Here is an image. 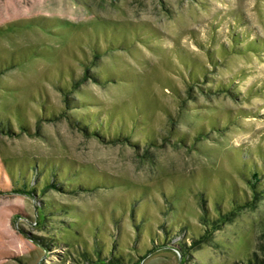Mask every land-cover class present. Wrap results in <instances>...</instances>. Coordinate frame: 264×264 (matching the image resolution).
Returning a JSON list of instances; mask_svg holds the SVG:
<instances>
[{
    "label": "rangeland",
    "instance_id": "obj_1",
    "mask_svg": "<svg viewBox=\"0 0 264 264\" xmlns=\"http://www.w3.org/2000/svg\"><path fill=\"white\" fill-rule=\"evenodd\" d=\"M104 28L126 44L109 40L90 70L119 74L117 82L71 87L67 95L77 108L69 111L78 118L112 111L114 120H127L137 115L136 103L157 144L146 146L140 126L130 142L100 141L63 115L58 70L82 76L80 49L91 53L85 43L94 38L103 48ZM230 37L235 52L218 58ZM252 42L257 53L245 49ZM180 56L185 66L189 60L197 70L206 66L210 78L198 80L201 87L230 83L235 95L196 86L187 91ZM44 100L55 117L40 116ZM18 105L28 132L12 117ZM7 115L13 133H0V264H105L98 248L110 264H241L250 253L261 255L264 198L184 255L174 245L153 247L149 237L163 243L164 227L189 236L203 232L201 191L210 213L216 201L229 209L230 192L245 187L235 148L264 151V0H0V117ZM212 118L219 129H210ZM200 125L207 136L196 134ZM171 129L188 133L190 145L174 143ZM147 137L154 138L150 130ZM56 166L75 170L77 183L101 182L77 190L61 178L63 191L42 192ZM29 167L45 175L37 196L15 192L19 185L8 173L26 175ZM29 177L28 188L32 172ZM45 201L51 203L42 207ZM42 237L52 240L49 248Z\"/></svg>",
    "mask_w": 264,
    "mask_h": 264
},
{
    "label": "trees",
    "instance_id": "obj_2",
    "mask_svg": "<svg viewBox=\"0 0 264 264\" xmlns=\"http://www.w3.org/2000/svg\"><path fill=\"white\" fill-rule=\"evenodd\" d=\"M60 27V26H59ZM105 29V28H104ZM111 32V33H110ZM102 39H103V43L105 44V46L102 48L100 47V45H98L97 42H95V38L94 41H87V43H85L87 46H89L90 48V52L91 53H87L86 50L80 49L81 53H82V60L80 62L82 68H83V74L82 76H78L75 75L73 73V70L68 68L67 72L64 73L62 71V69L59 68L58 73L60 74V77L63 79L62 82L58 85L59 90L62 91V93L64 94V104H65V109L63 110V115L66 116L70 122V124L74 127L77 128L78 130H80L81 132H83L85 135L87 136H91L94 137L100 141H108V142H130V133L135 129L138 128V126L141 127L143 132H146L145 134V142L146 146L148 145H154L157 144V138L154 135V129H148V123L145 122L144 120L148 119L147 116L145 118L141 117V116H137L141 110L137 108H135L137 106V104L135 103L133 106V110H135V113H137L136 116H132V115H128V119H124V117L119 118L118 120H114L113 119V112L109 111L106 112L105 115H103L102 118H99V113H96L95 115H90V114H85L84 116H82L81 118L75 117L72 113H70L69 110H71L72 108H77L75 106H72L71 104H76L73 100H71L67 93L69 92V90L71 89V87L75 86L76 84H79L83 81L86 80H91L93 82H96L98 84H102L105 82H117L118 79V75L116 73H103L101 71H91L90 68L94 67V62L93 59H97L99 58V55L102 54V50L104 48H109V40H114L117 43H119L121 46H125V42L123 40H117L116 38H111L112 36V31L108 30H102ZM106 34H109L107 37ZM117 34V33H115ZM89 36L86 35V38H88ZM231 38V37H230ZM89 40H92L91 38H89ZM146 42V41H145ZM147 43V42H146ZM124 44V45H123ZM255 43L252 42L251 44L248 43L245 47L246 51H253L254 53L256 52V46L254 45ZM79 48H82L79 46ZM105 50V49H104ZM209 50V49H208ZM206 51L207 52V56L209 59V62H212L214 64L215 62V56L211 54V51ZM235 52L234 50V39L231 38V44L229 45V48H225V46L221 45V47L219 48V55H217V57H221L224 58L225 54H227L228 52ZM245 51V50H244ZM181 58V56H180ZM90 60V62H89ZM184 59H180L179 61H182L183 63H181V68L184 70V75L182 73V79H183V83H185L187 85V91L189 89H193L194 86L198 87L200 90L205 91V92H228L231 95H235L234 91L232 88H230V83L227 84H222V83H218L217 85L215 84L214 86H208V88H204L201 87L198 83V80H201L202 83L204 81H207V79L209 80V75H207L206 72V66H199V70L194 68L195 63L192 60L190 61V64H187L185 66V63L183 61ZM194 70V71H193ZM182 72V70H179L176 75L178 76V74L180 75ZM110 76V77H109ZM111 77L113 78L111 80ZM111 80V81H110ZM190 91V90H189ZM73 103H70L72 102ZM45 100L42 103V112L40 113V116H45V118L47 119H51V117H55L56 114H53L52 112H48L45 108ZM129 106V105H128ZM130 108V107H129ZM131 110V109H129ZM132 111V110H131ZM46 112V114H45ZM243 114H254L255 112L253 110L250 111H240V113ZM14 116H12L19 129H21L22 131H26L28 132V126L26 124V121L24 120V115L23 112L20 109V106L18 105V109L16 110V112L13 114ZM249 115V116H250ZM244 116V115H243ZM101 117V116H100ZM99 118V119H97ZM210 129L213 128L215 130L219 129L217 128V125L219 123V119L217 118H212L210 119ZM126 126H129L130 130L129 133L126 132L125 128ZM149 130H150V135L151 137L154 136V138H148L147 135L149 134ZM196 134L198 136H207V130L202 126H198L195 130ZM0 133L3 134H12L13 133V129H12V124L10 121V117H8V115L6 117H0ZM175 130L171 129L170 130V134L171 136L175 137V142L178 145L181 146H188L190 145V140H189V135L188 133L184 132V133H180V134H175ZM196 135V136H197ZM195 139V138H194ZM156 140V141H155ZM150 142V143H149ZM133 146H137L138 143L136 141H133V143H131ZM235 151L238 152L237 155L235 154L234 158L237 160V165H238V177L239 179L243 182L244 186L241 190L238 189L237 186L234 187L233 191L230 192V197L228 200V204L230 205V208L225 209V207L223 206V204L220 201H216V203H212L213 206L211 207L212 213H210V207L208 209L207 207V198H209L208 195H206L204 193V190L201 191V193L199 194V207L202 211V214L200 215V222L201 224L204 226V230L203 232L196 234L192 233L190 236L188 235L187 231H183V230H173V229H169L168 227H164L163 228V236H164V241L163 243L161 242H155V238L150 236L149 240L152 243L153 247L157 248V247H164L165 249L170 248V246H176L177 249L184 255L185 254V249L188 248H194L196 246H199L200 244L203 243H207L211 237V234L213 233V231L220 229L224 224L233 221V219L235 218V216H237L239 214V212L242 209L245 208H254L255 205L258 204V202H260L261 200H263L264 198V151H263V147L262 146H255L254 148H249V147H237L235 148ZM235 152V153H236ZM64 167V166H62ZM66 167V168H65ZM63 170L67 169L68 166H65ZM29 175L32 172L33 175V183L31 185H29L28 188V182H29V175L25 173H23L22 171H19L18 176L14 174V172L12 170H9V176L11 177V179L13 180V182H15V184L18 183V187L14 188L13 190H15V192L17 193H24L26 195H35L37 196V188L38 185L40 184L41 178H43L45 175L41 174L38 168H32L29 167ZM61 167H57L56 166V171L54 170L51 175L50 178H46L47 180H45L44 182H46V184L41 188L42 192H46L49 189H54V190H58V191H63L64 190V185L62 186V182H61V178L63 180H66L67 178H69L70 181H72L74 184L77 183L75 181H73L75 179V177L77 178V174L75 173L76 171H72L67 172V170L62 171ZM43 180V179H42ZM101 182V181H100ZM100 182H96V183H90L87 185H83L82 183H77L78 185H76V189L77 190H88L89 187L96 185L99 186ZM248 189V190H247ZM214 198V197H213ZM214 201V199H212ZM51 202L49 201H45L43 202V205H41L42 207H45L46 204H50ZM38 227V221H36L35 224ZM41 228V227H40ZM43 228H46L45 226ZM140 228L138 227L137 231L139 232ZM140 234V235H139ZM138 238L143 240L142 237V233H137ZM174 235H178L177 236V242L173 243L172 242V238ZM264 236V235H263ZM36 239V238H35ZM43 241H47L44 242L43 244V248H49L52 245V240L49 239V237H42L39 238ZM190 239V240H189ZM188 240V241H187ZM187 243V244H186ZM117 243H114L111 246V251L110 253H112V255H114L113 253L117 251ZM173 246L172 249H175ZM260 249H261V255L258 256L256 254V252L250 253L248 254V256L244 259V261L241 262V264H264V243L260 245ZM98 250V256L100 259H102L104 261L105 264H110V262H112V258H110L108 260V257L103 255V253L101 252L100 248L97 249ZM107 257V258H106ZM115 258V256H112ZM119 259H116V261H118ZM90 263V262H89ZM236 264V263H234Z\"/></svg>",
    "mask_w": 264,
    "mask_h": 264
}]
</instances>
